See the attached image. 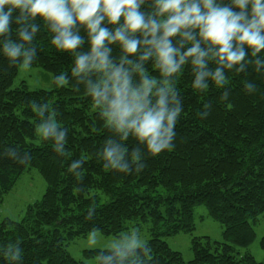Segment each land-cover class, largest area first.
Here are the masks:
<instances>
[{"label": "trees", "instance_id": "trees-1", "mask_svg": "<svg viewBox=\"0 0 264 264\" xmlns=\"http://www.w3.org/2000/svg\"><path fill=\"white\" fill-rule=\"evenodd\" d=\"M151 3L146 0L142 10L151 11ZM35 22L40 30L31 44H25L36 50L30 67L51 73L56 88L29 91L23 83L12 89L22 58L13 63L3 52L4 37L0 36V207L27 169L41 175L46 191L41 200L28 206L20 221H0V264H83L71 256L66 242L96 233L119 237L133 221L151 224V239L143 246L148 254L140 252L142 264H264L238 250L255 242L254 225L264 213V66L258 69L255 63H247L255 59L251 50L245 71L237 72L239 65L224 69L223 86L209 78L207 88L194 87L190 60L169 77L181 106L174 146L152 155L130 135L121 142L126 158L130 161L133 149L138 148L144 167L136 171L133 165L131 173H126L105 167V142L119 137L101 118L86 84L78 83L73 75L76 54L57 49L44 21L38 17ZM18 27L13 22L11 39L20 43ZM80 34L86 42L76 51L86 53L90 51L87 32L81 28ZM110 47V59L119 67L124 55L121 46ZM139 55L129 57L134 61L131 66L124 65L134 82H140L141 69L146 79L162 81L155 58L141 62ZM258 56L264 59V50ZM208 67L214 70L217 64L209 61ZM62 74H67V82L59 86L57 77ZM99 76L96 73L92 78ZM225 92L227 99L222 98ZM34 104L36 108L47 105L45 116L54 113L58 126L67 130L64 154L55 150L53 139H38L42 119ZM76 161L83 163L72 170ZM198 206H205L209 217L223 226L222 241L193 237V259L185 262L164 239L193 235ZM10 245L19 249L16 260L6 254ZM109 255L110 250L85 252L86 258H96L98 264H111L105 259Z\"/></svg>", "mask_w": 264, "mask_h": 264}, {"label": "clouds", "instance_id": "clouds-1", "mask_svg": "<svg viewBox=\"0 0 264 264\" xmlns=\"http://www.w3.org/2000/svg\"><path fill=\"white\" fill-rule=\"evenodd\" d=\"M145 3L146 0H0L3 52L13 63L22 58L21 66L27 69L34 60L35 48L25 44H31L40 30L35 22L38 17L54 34L52 45L76 54L73 75L79 78L78 83L86 84L101 118L119 137L105 142L102 153L105 167L126 173H131L133 165L136 171L144 167L140 149H133L130 161L126 158L121 142L130 135L145 144L152 155L174 146V127L181 106L168 78L189 60L195 71L194 87L200 89L208 87L205 81L209 78L223 86L224 69L239 65L236 71H245L249 49L255 59L247 63H255L258 69L264 66V59L258 56L264 50V0H230L227 4L218 0H152V10L148 12L142 10ZM13 22L19 26L20 43L11 39ZM81 28L87 32L90 51L86 53L76 51L86 42ZM117 43L124 53L119 67L110 59V45ZM138 53L141 62L155 58L164 77L162 81L146 79L141 69L140 82H134L124 65L131 66L134 61L129 57ZM209 61L216 62L214 70L208 67ZM96 73L100 76L93 80ZM66 82L67 74L57 77L58 84ZM227 97L225 92L222 98ZM33 108L42 119L38 134L53 139L55 150L64 154L67 130L58 126L54 113L45 116L47 105L36 108L34 104ZM20 162H25V158ZM82 163L73 162L71 169ZM143 245L133 233L131 238L125 236L120 242L111 243L108 246L111 255L105 259L111 264H142L140 252L148 254ZM6 254L16 260L19 249L10 245Z\"/></svg>", "mask_w": 264, "mask_h": 264}, {"label": "rangeland", "instance_id": "rangeland-1", "mask_svg": "<svg viewBox=\"0 0 264 264\" xmlns=\"http://www.w3.org/2000/svg\"><path fill=\"white\" fill-rule=\"evenodd\" d=\"M23 83L27 86L29 91H51L56 88L54 76L39 67L29 66L25 69L20 66L11 88H19ZM59 86H61V84ZM37 137L38 139L42 138L38 132ZM35 143L39 144V140H36ZM45 191L46 182L41 175L35 169H27L20 177L11 193L4 198V203L0 207V221L4 219L20 221L25 216L28 206L41 200ZM160 191L163 195L165 194L163 189H160ZM105 198L108 199L106 196ZM194 223L196 230L193 235L182 233L164 239L172 250L182 254L185 262H189L193 259L191 249V240L193 237H209L212 241H222L224 228L220 223L209 217L208 210L205 206H198L195 208ZM150 228V223L133 221L127 224V230L119 237H107L96 233L66 242L65 247L75 260L83 264H98L96 258H86L85 252L109 250L108 246L111 243H118L123 240L125 236L131 238L133 233H135L138 240L143 241L144 245H146L151 239ZM254 229L256 232L255 242L247 248H239L238 250L242 255L250 253L257 262H263L264 249L261 247V242L264 238V213L259 216V221L254 225ZM93 240H95V243H93Z\"/></svg>", "mask_w": 264, "mask_h": 264}]
</instances>
